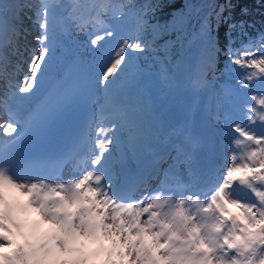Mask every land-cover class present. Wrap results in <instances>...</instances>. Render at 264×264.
Returning <instances> with one entry per match:
<instances>
[{
    "label": "snow or ice",
    "instance_id": "snow-or-ice-1",
    "mask_svg": "<svg viewBox=\"0 0 264 264\" xmlns=\"http://www.w3.org/2000/svg\"><path fill=\"white\" fill-rule=\"evenodd\" d=\"M204 7L0 0V264H264V0Z\"/></svg>",
    "mask_w": 264,
    "mask_h": 264
},
{
    "label": "trees",
    "instance_id": "trees-1",
    "mask_svg": "<svg viewBox=\"0 0 264 264\" xmlns=\"http://www.w3.org/2000/svg\"><path fill=\"white\" fill-rule=\"evenodd\" d=\"M137 3H142L143 0H136ZM197 3H202L205 5L203 12L207 13L210 11V5L213 3H222L223 0H195ZM183 3V0H176V6L179 7ZM242 4H248L249 6H253L255 3V0H241ZM264 11V10H262ZM238 12V9H237ZM250 21H252L255 24V29H249L248 31L250 33L255 32L256 29H262L264 28V16L261 15L260 12L253 11L252 15L248 18ZM152 71H158V66L153 68ZM225 80L224 77L219 78V83H223ZM217 90H219V87L217 86Z\"/></svg>",
    "mask_w": 264,
    "mask_h": 264
},
{
    "label": "rangeland",
    "instance_id": "rangeland-1",
    "mask_svg": "<svg viewBox=\"0 0 264 264\" xmlns=\"http://www.w3.org/2000/svg\"><path fill=\"white\" fill-rule=\"evenodd\" d=\"M6 1H8V0H5L4 3H6ZM29 40H31V37H29ZM186 97L188 98V96L186 95L183 99H185ZM194 97H195L194 100H192V99L191 100L193 101V108L195 107V112L197 113L198 116H204L205 107H214V105H215V98L212 96V94L210 92L201 93L199 95H194ZM180 102H178L174 106V108L179 109ZM217 127L221 131L222 128H220L219 125H217ZM221 133H222V131H221Z\"/></svg>",
    "mask_w": 264,
    "mask_h": 264
},
{
    "label": "bare ground",
    "instance_id": "bare-ground-1",
    "mask_svg": "<svg viewBox=\"0 0 264 264\" xmlns=\"http://www.w3.org/2000/svg\"><path fill=\"white\" fill-rule=\"evenodd\" d=\"M4 1V0H3ZM83 39V37H81ZM188 99L194 100V95L189 93L187 94ZM187 98V97H186ZM4 100L3 96V81H0V123H2L4 120L7 119V116H4V113L2 112V101ZM183 101L180 102V106ZM203 116H198L197 113L195 112V107L192 110V120L195 121L196 123H199L202 120Z\"/></svg>",
    "mask_w": 264,
    "mask_h": 264
}]
</instances>
